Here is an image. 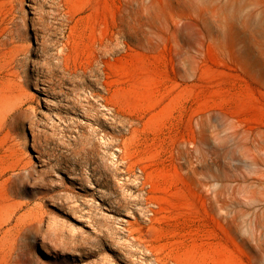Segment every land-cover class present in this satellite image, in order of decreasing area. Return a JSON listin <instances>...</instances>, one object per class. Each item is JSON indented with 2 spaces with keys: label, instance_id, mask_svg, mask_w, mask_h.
<instances>
[{
  "label": "rangeland",
  "instance_id": "1",
  "mask_svg": "<svg viewBox=\"0 0 264 264\" xmlns=\"http://www.w3.org/2000/svg\"><path fill=\"white\" fill-rule=\"evenodd\" d=\"M0 264H264V0H0Z\"/></svg>",
  "mask_w": 264,
  "mask_h": 264
},
{
  "label": "bare ground",
  "instance_id": "2",
  "mask_svg": "<svg viewBox=\"0 0 264 264\" xmlns=\"http://www.w3.org/2000/svg\"><path fill=\"white\" fill-rule=\"evenodd\" d=\"M32 23L37 24V21H34L32 19ZM35 30L38 31L39 28L35 27ZM36 31H35V34L38 36ZM30 61L35 66L34 70L41 72L42 75L44 76L43 79L36 78L35 83L37 84V83L41 82L42 84H46V90H49L51 88L52 82L50 79H47V77H53L55 75L56 63H54V61H52L51 56H48L46 54L42 41H40L38 43V47L36 49V59L30 60ZM21 65L22 64L19 61H17V60L14 61V59H12V61L10 62L9 66H8V69H7V74L9 76H11L8 80H9L10 84L13 85L14 87H19L20 86L19 84H21V82H23V80H24V78H21L22 76H20V71L17 70V68H16L17 66H21ZM19 77H20V79L18 80ZM25 110H29V108L26 107ZM24 169H26V171H27L25 176L27 178H29L31 176V171L29 169H27V167H24ZM19 174H20L19 171H16L15 173L13 172V175L18 176ZM33 183L38 188H41V190H46L43 186L40 185L41 182L35 181ZM102 185H104V184L102 183ZM26 186L27 185L25 183L22 184V188H25ZM73 196L75 199H77V197H78L76 194H74ZM42 197H43V195H42ZM28 204H29V202L26 200L20 201L17 203L16 209H18V210L23 209L24 207L28 206ZM114 204L117 207H119V205H120L118 201H114ZM59 205L62 207H67L70 210H81L79 208V204L78 205L77 204H70L67 201H63V200L59 201ZM14 213H15V210H12L11 212H9V214H10V216L8 218L9 220H12ZM44 220H45L44 212L41 209H39L36 204H32L31 206L27 207L23 213L19 214L16 217L15 222H16V224H18V225L20 224L24 227L30 226L31 228H34V231H36L35 232V234H36L38 231V228L41 226V224L44 222Z\"/></svg>",
  "mask_w": 264,
  "mask_h": 264
}]
</instances>
